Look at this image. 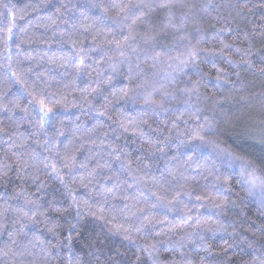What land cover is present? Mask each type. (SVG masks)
<instances>
[{
  "label": "trees",
  "instance_id": "1",
  "mask_svg": "<svg viewBox=\"0 0 264 264\" xmlns=\"http://www.w3.org/2000/svg\"><path fill=\"white\" fill-rule=\"evenodd\" d=\"M261 259L264 0H0V264Z\"/></svg>",
  "mask_w": 264,
  "mask_h": 264
},
{
  "label": "snow or ice",
  "instance_id": "2",
  "mask_svg": "<svg viewBox=\"0 0 264 264\" xmlns=\"http://www.w3.org/2000/svg\"><path fill=\"white\" fill-rule=\"evenodd\" d=\"M4 7L5 8H8V5H4ZM9 31V39H11V29H9L8 30ZM43 104H41V108L43 109ZM47 111H51V109H48ZM47 114V112L45 113V115ZM237 159H239V158H237ZM240 171H241V174L243 175V174H245V173H247V175L249 176V177H251L247 182L252 186V187H255L256 186V182H257V180H259V177H256L255 175H254V171H255V169L253 168V166L251 165V163H249V162H243V163H241V165H240ZM218 207H219V205H218ZM127 238V237H126ZM154 247V246H153ZM259 264H264V259H261L260 261H259Z\"/></svg>",
  "mask_w": 264,
  "mask_h": 264
}]
</instances>
